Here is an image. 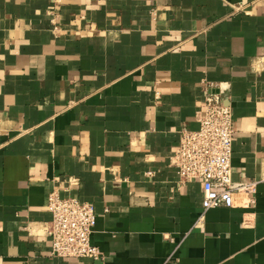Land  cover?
Wrapping results in <instances>:
<instances>
[{
  "label": "crops",
  "instance_id": "1",
  "mask_svg": "<svg viewBox=\"0 0 264 264\" xmlns=\"http://www.w3.org/2000/svg\"><path fill=\"white\" fill-rule=\"evenodd\" d=\"M206 86L251 187L203 212L170 158ZM53 190L98 260L50 256ZM0 264H264V0H0Z\"/></svg>",
  "mask_w": 264,
  "mask_h": 264
},
{
  "label": "built area",
  "instance_id": "2",
  "mask_svg": "<svg viewBox=\"0 0 264 264\" xmlns=\"http://www.w3.org/2000/svg\"><path fill=\"white\" fill-rule=\"evenodd\" d=\"M206 86L202 117L197 130L183 129L170 158L175 169L177 187L198 181L201 185V209L233 208L235 196H245L250 184H231L232 140L231 110L223 104L220 93ZM213 90V89H212ZM254 203L249 199L243 207ZM51 215L45 226L50 239V256L61 259L89 258L98 260L101 253L90 244L96 216L93 205L77 198H61L56 190L46 200Z\"/></svg>",
  "mask_w": 264,
  "mask_h": 264
},
{
  "label": "water",
  "instance_id": "3",
  "mask_svg": "<svg viewBox=\"0 0 264 264\" xmlns=\"http://www.w3.org/2000/svg\"><path fill=\"white\" fill-rule=\"evenodd\" d=\"M212 93H218V90L217 89H213L211 90Z\"/></svg>",
  "mask_w": 264,
  "mask_h": 264
}]
</instances>
